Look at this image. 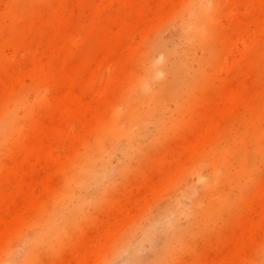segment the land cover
Here are the masks:
<instances>
[{"label":"rangeland","instance_id":"rangeland-1","mask_svg":"<svg viewBox=\"0 0 264 264\" xmlns=\"http://www.w3.org/2000/svg\"><path fill=\"white\" fill-rule=\"evenodd\" d=\"M1 88L0 264H264V0H0Z\"/></svg>","mask_w":264,"mask_h":264},{"label":"bare ground","instance_id":"bare-ground-1","mask_svg":"<svg viewBox=\"0 0 264 264\" xmlns=\"http://www.w3.org/2000/svg\"><path fill=\"white\" fill-rule=\"evenodd\" d=\"M63 6V3L62 1L60 2L59 4V7ZM200 9H201V12L203 14H208V18L209 20L211 21L212 18L210 16V7L207 3L205 2H201L200 3ZM200 35L202 37H206V32H204V30H200ZM211 41V40H210ZM55 43L53 41V39L51 40L50 44H49V48H42V56L37 58L36 60L33 61L32 65H29L28 67H26V70H25V75H28V76H32V77H42V76H45V75H48L49 72H50V67L48 65V59L49 57L51 56V52L54 50V47H55ZM176 67H172L173 71ZM175 70H178V69H175ZM39 77V78H40ZM189 88V87H188ZM191 89V88H190ZM3 90V88L0 89V92ZM173 94L175 95V97H178L177 94L178 92L177 91H173ZM79 97V96H78ZM151 97H152V102L153 104L157 103L156 101H159L157 95H155V92H153L151 94ZM46 100L48 102H51V99H49V97H46ZM77 104H81V99L80 97L77 99ZM1 104V102H0ZM6 105V104H5ZM132 118L130 117L129 119V125L131 126L132 125ZM134 134L133 132L131 133V131H127L126 134ZM2 134H6V133H2ZM1 138V137H0ZM2 144V143H0ZM246 228V232L244 234H242L241 236V242L243 243L242 244V248H248L251 246V244H255V242L257 241L258 237L260 236V227L259 226H251V225H248L245 227ZM45 234L42 233L41 236H43ZM53 233H49L48 232V236H52ZM32 257H33V254L30 253V251L26 252L25 256L21 259L20 263L21 264H26L28 261L30 262L32 260Z\"/></svg>","mask_w":264,"mask_h":264}]
</instances>
